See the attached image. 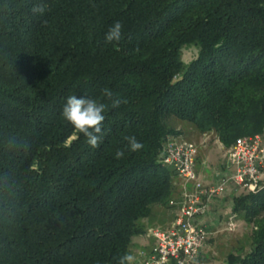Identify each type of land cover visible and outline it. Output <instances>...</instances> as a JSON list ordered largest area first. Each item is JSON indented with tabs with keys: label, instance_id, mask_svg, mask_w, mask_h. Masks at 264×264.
Listing matches in <instances>:
<instances>
[{
	"label": "trees",
	"instance_id": "16d2710c",
	"mask_svg": "<svg viewBox=\"0 0 264 264\" xmlns=\"http://www.w3.org/2000/svg\"><path fill=\"white\" fill-rule=\"evenodd\" d=\"M72 95L107 105L97 148L62 115ZM177 119L224 146L264 138V0H0V264H119L168 206ZM231 206L253 227L227 263L264 264V186Z\"/></svg>",
	"mask_w": 264,
	"mask_h": 264
},
{
	"label": "built area",
	"instance_id": "2783aa9c",
	"mask_svg": "<svg viewBox=\"0 0 264 264\" xmlns=\"http://www.w3.org/2000/svg\"><path fill=\"white\" fill-rule=\"evenodd\" d=\"M197 147L194 142L167 137L161 160L182 177L180 194L170 199L173 218L169 225L149 226L145 234L152 238V247L137 252L136 264H204L199 254L211 229L206 214L214 197L228 187L241 186L256 191L264 186V138L258 133L237 136L226 150L228 173L218 174L217 180L203 182L196 169ZM235 227L234 216L225 220V230Z\"/></svg>",
	"mask_w": 264,
	"mask_h": 264
},
{
	"label": "rangeland",
	"instance_id": "374dc122",
	"mask_svg": "<svg viewBox=\"0 0 264 264\" xmlns=\"http://www.w3.org/2000/svg\"><path fill=\"white\" fill-rule=\"evenodd\" d=\"M198 53V46L196 44H189L181 50V60L184 64L190 62ZM173 124L179 129V132L175 134L177 138H184L195 143L197 147L196 154V169H200V166L206 165L209 170H215L213 163L224 165L226 163V150L230 146H224L218 139H216L212 131L200 132L192 122L186 120L177 119ZM200 162V163H199ZM182 177L173 172L172 175V196L170 199H177L180 194V183ZM248 191L241 186H232L224 192V194L214 197L213 207L211 206V220L207 216L206 220L210 223V235L208 239L207 250L202 252L201 258L204 264H228L227 256L230 252H244L250 248L251 239L250 232L253 227V223L245 219L241 213L232 209V197L241 192ZM161 210L158 212V208ZM154 210L157 212L152 217H149L147 222L144 223V230L149 226L164 227L173 218L172 208L169 205L156 206ZM168 210V211H167ZM229 214L234 216L235 227L232 231L225 230V220ZM146 231V230H145ZM150 239L145 232L142 234L135 233L131 237V243H134L131 247L130 254L137 261L138 249H141ZM149 243V242H148ZM143 244V245H142ZM143 246V247H142Z\"/></svg>",
	"mask_w": 264,
	"mask_h": 264
},
{
	"label": "clouds",
	"instance_id": "9594fccd",
	"mask_svg": "<svg viewBox=\"0 0 264 264\" xmlns=\"http://www.w3.org/2000/svg\"><path fill=\"white\" fill-rule=\"evenodd\" d=\"M31 11L34 14L44 13L45 6L42 4L35 5ZM122 24L116 21L107 31L105 40L108 43L113 41L119 42L122 38ZM102 95L111 101L112 107H119L121 104L120 98H113V93L110 89L104 88ZM126 103L127 101H123ZM107 105L95 99L86 96H69L62 109V115L68 121L77 133L83 134L86 137V142L92 148L99 147L103 139V122L105 120V111ZM128 141V148L132 152L139 151L143 148L135 136L125 138ZM123 151H118L116 157L122 158ZM135 257L131 254H125L120 258L119 264H135Z\"/></svg>",
	"mask_w": 264,
	"mask_h": 264
},
{
	"label": "crops",
	"instance_id": "0c3cea01",
	"mask_svg": "<svg viewBox=\"0 0 264 264\" xmlns=\"http://www.w3.org/2000/svg\"><path fill=\"white\" fill-rule=\"evenodd\" d=\"M217 139V138H216ZM197 163V162H196ZM200 163V162H199ZM213 167L215 168V170H209L207 167H206V165H201L200 166V169L198 170L197 169V174H198V177L203 181V182H206V183H208V182H213V181H216L217 180V175L218 174H220V175H223V174H226V173H228L229 172V170H230V167H228V165L225 163L224 165H222V163L220 164V165H218V164H216V163H213ZM214 202L215 201H213L212 203L214 204ZM213 204H211V206L213 207ZM210 206V207H211ZM158 212L161 210V207H159L158 209ZM211 208L209 209V211L206 213V214H204L203 216H202V218L203 219H206L207 218V216L209 217V221L211 220ZM168 211V210H167ZM155 213H157L155 210H154V213H153V215L155 214ZM153 215H151L150 217H152ZM149 218V217H148ZM148 218H145L144 220H143V222L144 223H146L147 222V220H148ZM208 219V218H207ZM171 222V221H170ZM170 222H168L167 223V225H169L170 224ZM166 225V226H167ZM211 233H209V235H208V237L206 238V240H205V243H204V245H203V247H202V249L200 250V254H199V257H200V259L201 258H203L202 257V252L203 251H205V250H207V244H208V239H210L211 238V235H210ZM148 241H146V243L144 244V246L145 247H143V248H145V249H149V248H151L153 245H152V241L150 240V239H147ZM149 242V243H148ZM133 245H135L134 243H131V247H133ZM143 245V244H142ZM131 247H130V250H131ZM202 260V259H201ZM203 261V260H202ZM203 263H204V261H203Z\"/></svg>",
	"mask_w": 264,
	"mask_h": 264
}]
</instances>
